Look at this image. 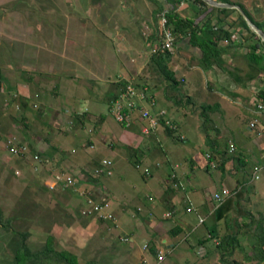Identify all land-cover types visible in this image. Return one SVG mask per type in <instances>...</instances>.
<instances>
[{"label":"rangeland","instance_id":"1","mask_svg":"<svg viewBox=\"0 0 264 264\" xmlns=\"http://www.w3.org/2000/svg\"><path fill=\"white\" fill-rule=\"evenodd\" d=\"M152 5L150 0H0V221L3 224L0 226V264H16L15 251L10 246L11 239L19 241L23 238L22 242L28 250L37 251L44 246L47 236H52L54 250H66L74 254L79 264H103L101 258L91 256L83 248L82 242L88 235L87 240L90 246L92 242L96 244L97 242L91 233L89 234L91 230L87 232V229H82V216L77 213L79 201L74 193L49 191L45 183L51 178L44 179L43 168L37 172L30 157L25 159L23 165H19L5 149L7 137L11 134L15 135L16 139L21 137L23 143L30 145L42 142L37 141V135L48 136V134L51 137L55 135L53 142L58 139V136L67 142L69 134L65 136L60 131L63 125H70V111L80 109L77 101L87 96L88 91L95 96L89 99L91 121L102 116L104 122L103 127L97 128V131L95 130L91 135L95 148L88 153V156L105 157L111 160L110 174L100 178L98 182L108 195L109 210L113 212L116 219L121 217L117 219V222L121 221L123 225H130L132 218L129 219L128 216L133 212L131 191L135 185L144 186L146 189L141 175L146 171H154L153 163L158 152L153 147L149 155L135 165L133 162L137 157L133 156L138 155H133V132L127 134V139L129 138L131 143L126 141L124 135L121 136L123 131L130 132L127 129L133 122L128 128H123L116 123L105 99L109 96V90L115 92L121 86L119 83L127 80L141 86L146 79L150 83L147 86L148 91L154 89L162 96L176 92L170 82L158 71L157 63L151 57L156 49H160L161 42L158 18L153 17L150 22L149 16L145 14ZM154 33L157 39L156 44L147 46L149 40L144 39L148 35L149 39ZM133 46H136L139 51H133ZM28 73H34L31 77L32 82L28 81L30 86L22 88L21 79H25ZM39 74L42 76H38ZM39 77L38 83L41 82L46 88L42 99L46 96L44 101L48 106H42L44 102L42 100L39 102L35 98L32 103L27 104L26 108H22L16 101L11 102V94L17 93L19 89H23L26 95L33 93L35 89L32 84ZM205 81L200 71L191 70L186 79L180 82L183 83L181 84L183 90L191 89L194 95L199 97L197 90L201 88L197 87L205 89ZM52 89L56 91L55 94ZM179 89L181 88L177 90ZM204 93L207 91L205 90ZM61 98L62 101H60ZM204 98L208 102L218 101L213 94H206ZM180 100L187 104H190L191 100L193 103L190 105L194 111L200 108L197 106L198 100L193 96H189V100L183 96ZM141 103L150 111L154 110L146 101ZM80 104H84V101H80ZM160 106L159 103L156 107ZM56 108L59 110H55ZM231 108L229 123L246 134L249 116L240 106L231 105ZM46 110L47 113H45ZM47 120H50V123H47ZM49 124L53 126L48 127ZM68 130V132L72 131V138L77 143L72 144L74 146L71 147L79 148L85 141V133L76 127L68 128ZM157 132L155 133L157 141L160 138L163 139L161 145L164 148L166 145L169 147L173 145L169 139H164ZM247 134L253 138L252 133ZM137 135L141 142H144L143 145L141 143L138 151L146 152L145 142L149 143V137L153 135L143 136L139 133ZM195 136L188 133L187 141L176 140L174 146L178 147L179 151L181 149L182 154H189L194 150L200 151L204 147L198 136L197 139ZM67 143V146L71 145ZM154 144L157 147L158 143L154 142ZM113 145L118 149L120 156H116L109 150ZM48 146L49 143L42 144L37 150L47 153L49 156L47 158L46 155L47 160L50 159L52 164H58V169H62L61 171L66 174L76 175L79 165L87 162L85 159L79 160L84 158V149H76L77 160H72L70 162L72 165L68 162L69 168L66 165L65 168L60 162L54 161L58 160V156ZM250 170L246 169V179L249 178ZM54 172L55 170H51V173ZM263 172L264 169L258 170L256 174L259 177ZM258 177L255 180L252 179L248 186L257 184ZM107 190L110 195L114 191L116 196L123 195L129 201H126L122 207H118L115 198L109 197ZM48 194L55 200H49ZM232 201L233 206L231 207L230 204L225 210V223L228 225L219 227V234L212 237L214 240L210 238L205 241L204 245L206 247L210 245V247L206 249L197 243L194 245L195 235L192 234L186 240H182V243H178L182 254L175 255L177 256L174 259L175 262L178 264H223L238 261L239 264H264V261L259 260L252 252L253 242L260 233L254 228L253 221L257 215L264 216V197L261 199L259 211L250 206L249 200L245 199L243 193L234 195ZM183 206L184 203H181V208ZM185 216L189 222L197 221L192 212L185 213ZM250 216L253 220L246 226L244 223ZM6 218L9 220L4 221ZM206 226H208L207 222L199 225L197 232L200 235L205 234ZM22 232H25L26 236L22 237L20 234ZM150 232L151 229H147L142 238H147ZM110 234L107 235L111 236ZM227 234L237 238V245L233 248L230 245L215 248V244L221 243ZM108 241L111 242V239L108 238ZM138 245L139 247L142 245L141 240L138 241ZM160 248L165 254V247ZM18 259L17 264H32L26 261L23 252ZM38 263L64 264L53 256L41 257Z\"/></svg>","mask_w":264,"mask_h":264},{"label":"crops","instance_id":"2","mask_svg":"<svg viewBox=\"0 0 264 264\" xmlns=\"http://www.w3.org/2000/svg\"><path fill=\"white\" fill-rule=\"evenodd\" d=\"M214 1L229 3L232 6H215L204 2L200 4L194 0H175L176 7L174 9L176 13L180 17L192 18L194 24H196L194 29L199 39L211 40L215 43L216 53L211 57V64L204 66L200 60L201 50L196 44L189 43V38L185 34L187 33V29L183 28L177 34H174L171 30L173 41L166 65L173 72V77L178 83L173 86V90L176 92L172 94L167 93L166 97L154 91V89L148 91V87L147 92H149L151 99L154 101V104L151 106L154 111L164 109L166 114H168V116L165 114L166 117L175 128L172 135H167L164 128L157 132L164 139H169L173 145L171 147L166 145V148H164L161 145V140L163 139L160 138L157 141V136L152 134L153 136L149 137V143L145 142L146 152L138 151L141 143L142 145L144 144L137 135L138 133L141 134L140 122L138 121H134L131 127L127 129L130 132L124 133L127 131H123L121 134V136L124 135L127 139V134L133 132V155H138L133 156L134 158L137 157L133 162L135 165L142 162L144 157L148 156L152 151L153 147L158 153L153 163L154 171H146L141 175L149 192L144 186L138 185L133 186V190L131 191L133 193V212L129 213L128 216L129 219L132 218L130 225H123L121 221L120 223L117 222V219L119 220L121 217H117L114 224L111 222H109L110 224L99 222L94 219L83 223L82 229H87V232L91 230L89 234L91 233V236L97 242V244L92 242V246H90L87 240L89 239L88 235L82 242L84 244L83 248L91 256H97L98 259L101 258L103 264H178L174 260L177 257L175 255L182 254L178 243L186 240L192 234L195 235L194 245L198 240L205 237L214 240L210 236L214 232L213 229H218L221 225H228L225 223V210L228 209L230 204L231 207L233 206L232 197L234 195L243 193L245 199L249 200L252 208H256V211H259L261 208V199L264 197V172L258 177L259 182L257 184H252L250 187L248 185L254 179L252 177L253 169L261 163L264 147L254 135L251 138L247 134L252 133L248 125H246V134H244L242 131L236 129L232 123H229L231 114L229 111L232 109L231 105L240 106L249 116V121L252 115L251 108L253 103L257 98L261 99L258 92L264 89V42L254 31L255 34L251 35L244 28L243 21L248 26L244 19V17H247L264 33V0ZM156 2L151 1L153 4L152 8H149V11L145 12L149 16L150 22V19L153 17L155 19L158 18L159 21L160 15L173 6L168 0H156ZM167 24L172 28L171 23ZM248 28L251 31L249 26ZM224 30L229 36L223 35ZM148 36L144 39L149 40L147 46H150V44L155 45L157 42L155 33L149 39ZM255 43H258V45H255L256 53L262 56V59L257 62L252 61L248 56L251 46ZM133 51L139 50L136 46H133ZM191 70L200 71L203 74L204 80H206L205 89L202 90L200 86L197 88L201 89H196L199 97H196L191 89L183 90L181 87V84H183L181 82L186 79L187 74ZM32 76H34V73H28L27 77L23 79L25 81L21 79L22 88L30 86L28 81L32 82ZM38 76L41 77L42 74ZM40 77L37 78L38 80L35 79L34 85L32 84L35 91L30 95L24 94L23 89L18 90L17 104L22 108H26L27 104L32 103L34 98L38 99L39 102L42 100L44 102L42 106H48L44 101L46 96L42 99L46 88L41 82L38 83ZM175 88L181 89L177 90ZM205 90L207 93H204ZM109 91L110 94L114 93V91ZM88 92L89 94L91 93V91ZM53 93L55 94V91ZM206 94L215 95L218 101H206L204 98ZM93 95L95 94L93 93ZM183 96L187 97V100H189V96L197 99V106L200 107V111L197 109L193 110L190 105L193 103L191 100L189 101L190 104L182 103L180 99ZM89 99L88 96L78 99V106L82 107L81 110L89 108ZM60 101H62V98ZM80 101H84V104H80ZM159 103L161 106L157 108L156 106ZM186 105L189 106L187 107ZM55 110L59 109L56 108ZM55 110L53 111L55 112ZM77 110L80 112V109ZM49 121L47 120V123ZM96 121L97 127L95 129L97 131V128L103 127L104 122L100 116ZM49 126L52 127L53 125L49 124ZM66 128H69V125H66ZM1 131L4 133L3 129ZM71 132L65 134V136L69 134L70 137L68 136L67 142L71 144L68 145L67 148L69 149L64 153L65 158L61 159L62 157L60 158L56 155L58 156V160L54 161H59L64 167L65 165L67 167L68 162L69 165H72L70 162L77 160L78 157L75 154L76 149H84V158L79 160H87L84 165H79V169L83 166L88 167L89 165H93L95 159H101L92 155L88 156V153L95 148L91 135L89 139L92 142L90 144L84 141L79 148L76 147L74 149L71 146L77 143L73 140ZM188 133L198 136L201 145L204 147L202 150H194L189 154H182L181 149L180 151L177 150L178 147L174 146V142L176 140L187 141ZM48 136L51 137L50 134ZM54 136L51 137L48 147L53 152H56V154H59V150L62 151L68 143L59 136L53 142L55 140ZM197 136H195L196 139ZM36 138L37 141L40 140L42 142L33 143L30 148L34 151L37 148L40 149L39 146L41 147L42 144H47V142L42 140L40 135H37ZM128 139L126 141L131 143ZM154 142H158L157 147ZM230 144L232 145V151H229ZM109 150L113 154H116V156H120L118 149L114 145ZM26 160L19 163V165H23ZM246 169H251L248 173L249 178L247 179L245 178L247 174ZM262 169L264 168L259 170ZM224 189L228 190V194L219 202L213 200L212 194L220 193ZM143 192L145 194H141ZM108 193L109 197L115 198V201L119 205L118 207H122L126 204V201H129L123 195L119 194V196H116L114 191L111 195L109 191ZM181 203H184L182 208ZM189 212L194 213L197 219L196 222L192 223L188 221L185 213ZM205 222L208 223L205 234L200 235L197 232V228ZM147 229H151L150 234L147 238H142ZM106 233L108 235L112 234L108 236ZM122 236H126L128 238L127 241H121L120 237ZM108 238L111 239V242L108 241ZM139 240H141L142 244L140 247L138 245ZM143 244H146V248H142ZM161 246L165 247V254L161 251ZM157 251L162 253V258L158 262L155 258Z\"/></svg>","mask_w":264,"mask_h":264},{"label":"trees","instance_id":"3","mask_svg":"<svg viewBox=\"0 0 264 264\" xmlns=\"http://www.w3.org/2000/svg\"><path fill=\"white\" fill-rule=\"evenodd\" d=\"M150 1H152L154 3H157L156 0H150ZM194 1H198L200 4H203L202 0H194ZM168 2H170L173 6H172V8L168 9L167 11H165L163 13V15L166 18L167 23H169V24L171 23L172 28H170V29L172 30V32L174 34H177V32H181L183 30V28L187 29V33H185V34H187V36L189 38V41H190L189 43L196 44L197 47H199V49L201 50V56H200L201 62L203 63L204 66L210 65L211 64V57L213 55H215V53H216V44L213 43L211 40L199 39V37H198V35L196 33V30L194 29L196 24H194L193 19L192 18H187V17H180L176 13V11L174 9L176 7L175 0H168ZM223 10L225 11V9H223ZM243 25H244V28L247 29L250 32L251 35L255 34L252 30L251 31L249 30L248 26L244 23V21H243ZM223 35L224 36H229V34H227V32H225V30H224V34ZM160 36H161V33H160ZM255 45H258V43H255L254 45L251 46V49H250V52L248 53V56H249V58L252 61L257 62V61H260L262 59V56L260 54L256 53V46ZM169 56H170V52L167 49H156V51H154V53L151 54L152 59L155 60V62L157 63L158 71L162 74V76L166 80H168L170 82V84L172 86H175L178 83L173 77V72L170 69H168V67L166 65V62L168 61ZM144 80H145V82H142L141 86H137V84L134 83V82H132V83H133V85L136 88H142V87H146L147 88V86H149L150 83L148 82V80L147 81H146V79H144ZM127 82H130V81H128V80L127 81H121L119 84L123 85V84H125ZM54 89H52L53 90L52 92H54ZM109 92L110 91H108L109 96L108 97L106 96L105 100L107 101V103H108V105L110 107V103H111L112 99L115 97V92L111 93V94ZM55 93H56V91H55ZM11 95H12L11 96V102H12V100L14 102L15 101L17 102V98H18L17 97V93L13 92ZM258 95L260 96V98L264 99V89H261L258 92ZM87 96L90 99L92 98V96L89 93H88ZM81 108L82 107H80V112H78V110L70 111L69 114H71L70 115L71 119L69 120L70 121V125L69 124L68 125H69V129H73L74 127H76L78 130H81L82 132H84L85 133V141L88 144H90L92 141L89 138H91L90 135H92V133H94V131L96 130L95 128L97 127V121H96L97 119L92 122L91 121V112H89L90 109L87 108L85 110H81ZM45 113H47V112H45ZM89 115H90V117H89ZM22 118H24V117L22 116ZM100 118H102V116H100ZM59 126H58V128H59ZM63 126H64V128H62L61 131L59 129V131L64 135V134H67L69 130H68V128H66V125H63ZM174 129H175L174 126L172 128L165 127L164 131H165V133L167 135H172L174 133V131H175ZM86 134H88V135H86ZM10 136H12V134L9 135L8 137H10ZM41 138H42L43 141H45L47 143H50V139H51L50 137H48L46 135H43V136H41ZM17 142L19 144H24L23 143V139L21 137H20V139L17 138ZM25 145H27V147L29 148V151L31 152V154L36 153L37 155H39L41 157V161L37 162V163L34 162L33 165L36 167L37 172L39 170H42L40 168H43V170H44L43 171L44 172L43 175H45V176H43V177H45L44 179L51 177V174H52L51 170H55V172H57V171L58 172H63V171H61L62 169H60V170L58 169V167H57L58 164H55V163L52 164L50 159L47 160V158H49L47 153L42 152V151H37V150L34 151L33 149H32L33 150L32 151L31 148H30V147H32V145H30L29 143H26ZM74 145H75V143H74ZM65 147L62 149V151L59 150V154H57L60 158L62 157L61 159L65 158L64 153H65V151H67L69 149V148H67L68 146H65ZM46 155H47V158H46ZM13 157H14L13 160H15L14 162H16L17 164L22 163L25 159L29 158L28 156L27 157L13 156ZM99 161H100V159H98V160L95 159L94 162H93V165H89L86 168L82 167V168L78 169V172L76 173V175H72V176L75 177V179H77V181L79 183L83 184L85 186V188H87V185H89V184L97 183L100 180V178H102L104 176H107V174L92 175V173L90 172L91 168L93 166L98 165ZM46 165L48 166V169H47ZM110 170H111V168H110ZM55 191H57V193L58 192H60V193L66 192L67 193V191L69 193L72 192V193H74V196L77 197L74 189H72L71 187H57L56 189L52 190V192H55ZM48 196H49L48 197L49 200H51V199L53 201L55 200V198L53 199L52 195L48 194ZM78 201L79 202H78L77 213H79V209H80V207L83 204L82 203L83 201L80 200L79 198H78ZM93 219L96 220V221H99V222L101 221V222H106V223L110 224L109 221H107V220H97L94 217H86V216H82L81 222L85 223V222H87L89 220L91 221ZM8 220H9V218H6L4 221H8ZM251 220H253V218L250 216L249 220L246 223H244V224H246V226H248ZM253 222L255 223L254 224V228L257 231H259L260 233L257 236L256 241L253 242L252 252L255 254V257H257L259 260H263L264 261V216L263 215H257L256 219ZM2 225L3 224H1V221H0V226H2ZM213 231L214 232L210 236L211 237H214V236L216 237L219 234L220 229L219 228H218V230L217 229H213ZM20 234L22 235V237L26 236L25 232H22ZM207 238L208 237H205L203 239L198 240L197 241V245L205 246L204 244H205V241L207 240ZM208 239H210V238H208ZM11 240H12V245H10V246L13 247V250L15 251L14 258H15L16 264H17V262L19 260L18 259L19 256L22 254V252L25 253L26 261L28 263L30 262L32 264L36 263V262L38 263V261H39V259L41 257H48V256L49 257L53 256L56 260H59L60 262H63L64 264H79L76 261V256L74 254L68 253L66 250H54L53 249L52 236H47L44 246L41 249L37 250V251L28 250L26 245L22 242L23 238L19 239L20 242L17 241L18 239H16V240L11 239ZM237 243H238V240H237V238L234 235L227 234V235H225L223 237V239L221 240V243L218 242L217 244H215L214 247L215 248H220L221 245L222 246L230 245L231 248H233V247H235L237 245ZM209 247H210V245L207 246L206 249L209 248ZM83 264H86V263H83ZM223 264H239V263H238V261H231V262H224Z\"/></svg>","mask_w":264,"mask_h":264},{"label":"built area","instance_id":"4","mask_svg":"<svg viewBox=\"0 0 264 264\" xmlns=\"http://www.w3.org/2000/svg\"><path fill=\"white\" fill-rule=\"evenodd\" d=\"M159 26L161 33L160 49H167L170 51L173 35L170 27L167 24L166 18L163 14L159 17ZM146 101L151 107L154 101L151 95L147 94V88H136L132 82H127L121 85L115 91V97L110 103V111L112 118L116 123L124 128H128L132 122H140V131L143 136L155 134L158 130L165 127L172 128L173 124L166 117L164 109H157L150 111L141 102ZM251 117L247 123L249 130L254 137L264 147V99L257 98L251 108ZM14 135L7 138L6 150L11 156L30 157L32 163L41 161V157L36 153L30 154L27 145L19 144ZM229 151H232V145H229ZM44 161V160H43ZM42 163V162H41ZM112 167L111 160L108 158H101L98 165L93 166L90 170L92 175L109 174ZM264 168V154L261 156V163L252 173V177L257 178L256 172ZM51 179L46 181L45 186L49 191L57 187H71L74 189L77 197L82 200V206L79 209V214L86 217H94L97 220H107L111 223H116V218L109 210V202L107 193L99 185V182L87 185V188L75 179L72 175L64 172L52 173ZM228 194V190L224 189L220 193L212 194L215 201H221ZM201 221V219H199ZM126 236L120 237L121 241H127ZM142 248H146L143 244ZM156 261L162 258V253L157 251L155 253Z\"/></svg>","mask_w":264,"mask_h":264},{"label":"water","instance_id":"5","mask_svg":"<svg viewBox=\"0 0 264 264\" xmlns=\"http://www.w3.org/2000/svg\"><path fill=\"white\" fill-rule=\"evenodd\" d=\"M203 2L209 5H215V6H225V7L232 6L229 3H219L214 0H203ZM237 9H239V7H237ZM244 19L247 22L250 29L254 31L260 37V39L264 42V33L255 24H253L247 17H244Z\"/></svg>","mask_w":264,"mask_h":264},{"label":"bare ground","instance_id":"6","mask_svg":"<svg viewBox=\"0 0 264 264\" xmlns=\"http://www.w3.org/2000/svg\"><path fill=\"white\" fill-rule=\"evenodd\" d=\"M255 180V179H254Z\"/></svg>","mask_w":264,"mask_h":264}]
</instances>
